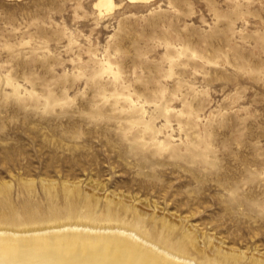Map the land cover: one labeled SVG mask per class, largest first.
<instances>
[{
    "label": "rangeland",
    "instance_id": "rangeland-1",
    "mask_svg": "<svg viewBox=\"0 0 264 264\" xmlns=\"http://www.w3.org/2000/svg\"><path fill=\"white\" fill-rule=\"evenodd\" d=\"M95 2L0 0V228L264 264V0Z\"/></svg>",
    "mask_w": 264,
    "mask_h": 264
},
{
    "label": "bare ground",
    "instance_id": "bare-ground-1",
    "mask_svg": "<svg viewBox=\"0 0 264 264\" xmlns=\"http://www.w3.org/2000/svg\"><path fill=\"white\" fill-rule=\"evenodd\" d=\"M126 1L138 4L152 0ZM94 7L99 13H107L115 4L113 0H96ZM136 215L144 216L140 210H136ZM57 225L17 230L0 228V264H198L170 255L158 246L154 248L124 231L100 232L81 226ZM189 239L192 247L199 251L198 241ZM262 262L258 259V263Z\"/></svg>",
    "mask_w": 264,
    "mask_h": 264
}]
</instances>
